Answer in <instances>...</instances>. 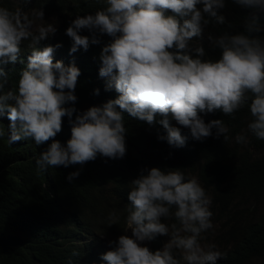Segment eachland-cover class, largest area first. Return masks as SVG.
I'll return each instance as SVG.
<instances>
[{"label":"clouds","instance_id":"1","mask_svg":"<svg viewBox=\"0 0 264 264\" xmlns=\"http://www.w3.org/2000/svg\"><path fill=\"white\" fill-rule=\"evenodd\" d=\"M25 3L30 0H24ZM104 7L94 14L77 15L66 29L72 39L71 53L100 36L111 41L102 47L99 75L107 87L114 84L118 96L102 106H91L75 115V89L80 69L53 60L55 46L37 45L56 28L49 24L34 34L33 19L21 8L0 6V118L10 121L8 141L31 139L39 146L51 140L36 158L39 170L84 165L99 154L117 159L126 154L123 113L147 122L159 123L170 146L186 143L180 128L187 127L193 139L202 141L221 134L228 139L229 129L222 119L209 122L201 113L217 110L231 116L247 106L252 119L248 131L264 141V38L255 18L245 20L244 31L209 35L218 57L207 56L201 44L190 43L201 36L205 26L225 24L230 5L251 7L252 14L264 10V0H103ZM228 9V10H227ZM32 17L43 19V9ZM87 29L92 35H81ZM31 39V53L21 59L22 42ZM20 62L18 87L4 92L8 73L3 67ZM99 93V90H96ZM71 105V106H70ZM71 124L66 144L55 139L62 131L63 118ZM157 116L160 119L157 121ZM5 132L0 128V136ZM237 143L247 137L237 134ZM79 171L69 173L71 182ZM127 206L128 234L105 246L96 260L104 264H216L226 253L214 244L202 246L201 234L213 227L211 198L195 177L187 178L179 168L152 167L130 182ZM115 216L110 214L109 219ZM174 219L169 226L164 221ZM113 223H110L111 225ZM169 236L159 246L153 239ZM103 237V236H102ZM77 255V253H73ZM71 264V262H70ZM89 264V263H87Z\"/></svg>","mask_w":264,"mask_h":264},{"label":"trees","instance_id":"2","mask_svg":"<svg viewBox=\"0 0 264 264\" xmlns=\"http://www.w3.org/2000/svg\"><path fill=\"white\" fill-rule=\"evenodd\" d=\"M0 6L27 12L36 35L39 27L55 26L56 32L37 46L60 44L53 60L65 65L74 63L80 69L73 119L89 107L102 106L118 96L114 84L107 87L109 80L99 75L102 47L112 38L100 36L99 44L71 53L72 39L66 34L77 15L94 14L105 6L103 0H0ZM39 9L44 11L43 19L31 15ZM223 16L225 24L205 26L201 36L190 42L192 46L201 44L207 56L218 57L219 50L211 47L209 35L243 32L245 20L252 18L260 25L259 35L264 38V10L255 15L251 7L233 4ZM80 34L92 35L87 29ZM21 48V59L26 63L31 39L22 42ZM3 67L8 73L4 92L15 90L24 65L18 61ZM200 115L205 122L222 119L229 129L228 139L225 141L223 134L217 138L213 128L212 136L197 141L189 128L171 121L186 137L185 145L176 148L158 138L167 135L158 122L149 125L125 112L127 150L123 158L98 154L84 165L45 171L37 168L36 158L51 140L39 146L31 139L9 143L10 121L5 113L0 118V128L5 132L0 136V264H104L95 258L106 244L103 238L115 242L120 235L128 234L130 182L152 167L179 168L186 179L195 177L211 198L213 227L201 234L200 243L214 244L216 250L227 254L216 264H264V141L247 129L252 119L247 106L231 116L219 110ZM237 134L245 135L248 142L237 143ZM70 136L71 124L65 116L62 131L55 139L66 144ZM75 171L79 176L70 182L67 177ZM112 213L115 216L110 220ZM164 222L169 226L176 223L174 219ZM169 239L157 235L153 242L159 246Z\"/></svg>","mask_w":264,"mask_h":264}]
</instances>
